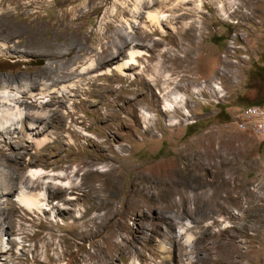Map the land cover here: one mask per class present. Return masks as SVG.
I'll return each instance as SVG.
<instances>
[{
  "label": "rangeland",
  "instance_id": "obj_1",
  "mask_svg": "<svg viewBox=\"0 0 264 264\" xmlns=\"http://www.w3.org/2000/svg\"><path fill=\"white\" fill-rule=\"evenodd\" d=\"M136 2L0 0V90L50 140L0 132V264H264V138L236 122L264 100V0ZM131 47L148 54L118 71ZM217 171L237 189L216 213Z\"/></svg>",
  "mask_w": 264,
  "mask_h": 264
},
{
  "label": "bare ground",
  "instance_id": "obj_2",
  "mask_svg": "<svg viewBox=\"0 0 264 264\" xmlns=\"http://www.w3.org/2000/svg\"><path fill=\"white\" fill-rule=\"evenodd\" d=\"M144 1L145 0H137L135 8L139 9V11H140L142 9ZM151 1L155 2L157 0H151ZM163 3L164 2H162V4ZM148 17H149V20L152 21L153 24H157V26L159 25L161 27V29L164 30L163 26H162V23H161L162 16L159 14V12H157V11H149L148 12ZM131 30H132V26H131ZM145 54H148V52H146V51H144L142 49L131 47L129 49V57L127 59H124L123 61H121L119 63V65H116L115 67H116V69L118 71H121V72L125 73L126 67H130V66H134V65L139 64V57H143ZM108 71L110 72V69ZM3 83H5V82H2V84ZM5 86H7V85H4V88H1V90H0V92H1L0 93L1 94L0 95V132L1 131L9 132L10 130H13L15 128L22 127L26 131V134L24 136H25L27 141L36 142L40 146L42 144H44V143L49 142L50 140H48V138L39 139L38 137L32 135L33 133L27 129L28 126H27L26 120H25L26 117H27V112H25V110L22 108L23 106L21 107V105L19 104L21 93L23 91L21 92V89H18L17 91L14 90V89H8V87H5ZM175 106L176 105L174 103V100L172 99L170 101L168 99L167 103L164 105L163 109L173 110L175 108ZM144 115H146L148 119L151 118V115H150L149 112H145ZM29 123H30L31 128L35 129V128L39 127V125L35 121L34 122L33 121L29 122ZM24 124H25V126H24ZM92 170L95 171V169H92ZM110 170L111 169L107 168V167L103 168V169H100V171H103V172L110 171ZM88 172H89V169L84 173V175L87 176ZM222 173H223V171H217L215 173V175L210 173L211 178H207L206 179V185L207 186H212V187L214 186L215 187V185H216V188H221L222 189V191L220 193H218V194L215 193V194H217V197H215V198L212 197L214 199L212 206L214 207V210H215L216 213L218 211L222 212V211L227 210L228 205L232 204L236 200V196H235L234 192L237 189V185L232 186V188L231 187H227V191L225 190L226 194L223 193V188H226L227 181L225 179H219L218 178V175H219L220 178L223 177ZM28 175L31 176L34 179L35 178H45L48 175L51 178V179L48 180V182L56 181V183L59 186H62L65 189L74 187L73 186V182L74 181L72 182V179H69L67 182H65V180H63V179H60L62 177H67V173L66 172H60V173L48 172L47 173V171L44 170V169H33V170L30 171V174H28ZM81 185H83V182H82ZM84 196H87L89 198L91 197V199H92L93 197H97L98 194L95 191H93V189H89V191L85 192ZM43 198L45 200L48 199L46 191H43L42 193H40V195L39 194L37 195V194H34L31 191H29L28 189H26L22 193H20L16 197L15 200L22 207H24L25 209H28L31 212H34L35 210H40V211H42L44 213L45 212V210H44L45 207L41 206ZM75 198L76 197H74V199ZM211 212H214V211H211ZM99 219H100V217H99ZM200 219H202V218H200ZM101 223L102 222H100L99 224H101ZM191 225H192V223L189 224V226L187 228L183 227V231H182V233L187 234L186 235L187 239H186V242L182 244L183 246H182L181 249H183L184 251H181V253L182 254H186V255L188 254V252L187 251L185 252V249H187V247L192 243V235L193 234H191L190 228H192L193 226H191ZM176 236H178V235L176 234ZM164 249H166V246L164 247Z\"/></svg>",
  "mask_w": 264,
  "mask_h": 264
},
{
  "label": "built area",
  "instance_id": "obj_3",
  "mask_svg": "<svg viewBox=\"0 0 264 264\" xmlns=\"http://www.w3.org/2000/svg\"><path fill=\"white\" fill-rule=\"evenodd\" d=\"M238 115L236 122L240 129L264 138V102L248 104L241 108Z\"/></svg>",
  "mask_w": 264,
  "mask_h": 264
},
{
  "label": "trees",
  "instance_id": "obj_4",
  "mask_svg": "<svg viewBox=\"0 0 264 264\" xmlns=\"http://www.w3.org/2000/svg\"><path fill=\"white\" fill-rule=\"evenodd\" d=\"M260 102H264V100H257V101H254L253 103H260Z\"/></svg>",
  "mask_w": 264,
  "mask_h": 264
},
{
  "label": "crops",
  "instance_id": "obj_5",
  "mask_svg": "<svg viewBox=\"0 0 264 264\" xmlns=\"http://www.w3.org/2000/svg\"><path fill=\"white\" fill-rule=\"evenodd\" d=\"M31 91V90H30Z\"/></svg>",
  "mask_w": 264,
  "mask_h": 264
}]
</instances>
